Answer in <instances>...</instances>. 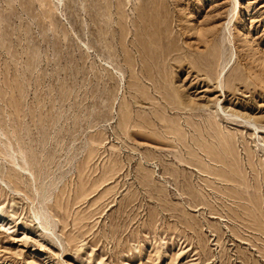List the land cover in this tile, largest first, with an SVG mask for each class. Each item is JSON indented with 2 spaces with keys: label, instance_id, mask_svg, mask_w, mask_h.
Wrapping results in <instances>:
<instances>
[{
  "label": "rangeland",
  "instance_id": "obj_1",
  "mask_svg": "<svg viewBox=\"0 0 264 264\" xmlns=\"http://www.w3.org/2000/svg\"><path fill=\"white\" fill-rule=\"evenodd\" d=\"M237 2L0 0V264H264V129L221 112L264 128Z\"/></svg>",
  "mask_w": 264,
  "mask_h": 264
},
{
  "label": "bare ground",
  "instance_id": "obj_2",
  "mask_svg": "<svg viewBox=\"0 0 264 264\" xmlns=\"http://www.w3.org/2000/svg\"><path fill=\"white\" fill-rule=\"evenodd\" d=\"M152 6V5H151ZM153 9H154V7H152ZM147 9H148V7H147ZM151 9V8H150ZM235 9H240V6H239V3L237 2V0H234V5H233V7H232V10H231V14L232 15H235ZM240 17H241V14H240ZM145 20V19H144ZM142 21V20H141ZM142 23V22H141ZM239 23H240V25H242V21H241V18L239 19ZM144 25V24H143ZM140 26V27H143V28H147V27H144V26ZM142 28V29H143ZM155 30V29H154ZM151 31V30H150ZM142 32H144V30L142 31ZM155 32V31H154ZM159 32V31H158ZM139 33V32H138ZM147 33H149V32H147ZM150 33H153V32H150ZM157 33V32H156ZM138 35V34H137ZM140 35V34H139ZM144 35V34H143ZM142 35V36H143ZM155 35V34H154ZM158 35V34H157ZM159 35H161L160 33H159ZM244 36H245V33L243 34ZM156 36V35H155ZM140 37V36H139ZM139 37H138V40H139ZM144 37V36H143ZM153 37V36H152ZM157 38V39H156ZM155 38V40L154 41H152V43L154 44V43H156V41H158V43L161 45L162 44V37L161 36H158V37H156ZM141 39V38H140ZM145 39V38H144ZM164 39H165V37H164ZM141 40H143V39H141ZM150 40V39H149ZM153 40V39H152ZM166 40H168L167 38H166ZM164 41V40H163ZM142 42V41H141ZM140 41H139V43H141ZM145 42V41H144ZM144 42H143V44H144ZM150 42V44H151V41H149ZM138 42H137V44H139ZM148 43V42H147ZM164 44V43H163ZM162 44V45H163ZM145 45V44H144ZM144 45H142L141 44V46H142V48H144L143 46ZM140 46V45H139ZM140 46V47H141ZM158 46V45H157ZM171 46H173V45H171ZM169 47L166 51H165V54L163 53V58L165 59L166 57H168L169 56V54H171L172 52H173V50H172V52L170 53V50L171 49H173L174 48V46H173V48L172 47ZM137 47V46H136ZM146 47V46H145ZM138 48V47H137ZM171 48V49H170ZM149 49V48H148ZM163 49V48H162ZM170 49V50H169ZM145 50H147V48L145 49ZM154 51V50H153ZM157 51V50H156ZM125 52V51H124ZM123 52V53H124ZM139 52V51H138ZM160 52V51H159ZM127 53H129V52H127ZM140 53V52H139ZM153 54V53H152ZM157 54V53H156ZM125 56V55H124ZM129 57H130V55H128ZM127 56V57H128ZM128 57V58H129ZM132 57V56H131ZM144 61H143V71L145 72L144 74H149L151 71H150V69L153 67V64L154 65H156L157 66V60H154L153 59V57L152 56H150V51H148L147 50V52H145V53H142L141 54V56H140ZM160 57V56H159ZM174 58V57H173ZM140 59V58H139ZM138 59V60H139ZM141 59V60H142ZM140 60V61H141ZM142 62V61H141ZM129 63V62H128ZM163 64V63H162ZM135 66V65H134ZM133 66V67H134ZM132 68V67H131ZM158 68V67H157ZM160 69H162V68H160ZM156 70V69H155ZM142 72V71H141ZM180 72H181V69H180ZM157 73V72H156ZM165 73H166V71H165ZM147 75H145V76H147ZM152 77V76H151ZM150 77V78H151ZM145 78V77H144ZM148 78H149V76H148ZM168 76H167V74H160L159 76H158V79H157V81H156V86H155V90L159 93V94H167V90H166V87H167V85H168ZM152 79V78H151ZM154 81V80H153ZM149 82H151V83H153L152 81H149ZM155 82V81H154ZM136 83H137V81H136ZM139 85H141V83L139 84ZM141 86H144L143 84L141 85ZM153 86V85H152ZM139 88H141V87H139ZM139 90V89H138ZM140 90H142V89H140ZM139 90V91H140ZM145 90V89H144ZM141 92V91H140ZM142 93V92H141ZM173 107V106H172ZM178 110V109H177ZM180 111V110H179ZM221 112H222V114L226 117V118H229V119H240L242 122L241 123H243L245 126H248V127H250V128H252L255 132H258L259 130L261 131V130H263L264 128H259L253 121H251V119H249V118H244V117H240V116H237V115H235V114H227L223 109H221ZM162 121V120H161ZM259 131V132H260ZM201 135V134H200ZM223 144V143H222ZM226 145V144H225ZM224 148V147H223ZM227 152V151H226ZM203 154H205V153H203ZM225 154V153H224ZM229 155V154H228ZM208 156V155H207ZM212 159V158H211ZM231 160V159H230ZM198 161V160H197ZM202 162V161H201ZM220 162V161H219ZM223 163V162H222ZM221 163V164H222ZM233 163V162H232ZM186 164L187 165H190L189 163H187L186 162ZM203 164V163H202ZM220 164V163H219ZM211 165V164H210ZM224 165V164H223ZM233 165V164H232ZM235 165V164H234ZM236 167V166H235ZM221 169V168H220ZM213 171V170H212ZM237 172V171H236ZM210 173V172H209ZM215 173H217V172H215ZM224 174V173H223ZM210 176V175H209ZM221 176V175H220ZM237 176V175H236ZM228 177V176H227ZM227 179V178H226ZM232 180V179H231ZM233 181V180H232ZM232 183V182H231ZM246 183V182H245ZM239 184V183H238ZM230 191V190H229ZM221 194V193H220ZM225 195V194H224ZM226 196V195H225ZM229 196V195H228ZM232 197V196H231ZM217 201V200H216ZM206 203V202H205ZM196 204V203H195ZM254 204V203H253ZM258 204V203H257ZM240 206V205H239ZM255 206V205H254ZM258 206H260V204L258 205ZM242 207V206H241ZM256 207V206H255ZM257 209V208H256ZM257 210H259V209H257ZM262 210V209H261ZM259 212V211H258ZM262 212V211H261ZM263 214V213H262ZM35 214H33L32 216H34ZM258 216V215H257ZM36 217V219H37V216H35ZM261 217H262V215H261ZM33 218V217H32ZM240 218V217H239ZM242 219V218H241ZM261 219V218H260ZM263 219V218H262ZM243 220V219H242ZM241 221V220H240ZM246 221V220H245ZM264 221V220H263ZM36 222H38V220L36 221ZM46 222V221H45ZM242 222V221H241ZM38 224V223H37ZM258 224V223H257ZM260 224H262L261 222H260ZM258 226H259V224H258ZM40 227L43 229V230H47L48 228L46 227V225L45 224H40ZM257 228V227H256ZM261 229H264V228H262V227H260ZM258 231H261V230H258ZM257 233H259V232H257ZM261 233V232H260Z\"/></svg>",
  "mask_w": 264,
  "mask_h": 264
}]
</instances>
